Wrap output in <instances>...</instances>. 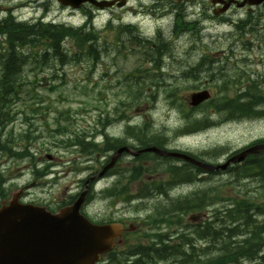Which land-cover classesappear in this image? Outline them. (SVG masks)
<instances>
[{"label":"rangeland","instance_id":"1","mask_svg":"<svg viewBox=\"0 0 264 264\" xmlns=\"http://www.w3.org/2000/svg\"><path fill=\"white\" fill-rule=\"evenodd\" d=\"M49 17H52L50 15ZM65 20H70L72 23H80L78 20V16L74 15L72 17L67 16V11H63L61 13V18ZM264 33V27L256 28V31L251 29L249 32L241 31L240 34L234 30L232 26H214L210 27L207 30L203 31V37L199 41H197V48L191 50L192 58H189L191 61L197 60L200 52H210L215 53L219 51H228L229 47L232 46L233 51H247L249 47L252 48L250 51L251 56L254 61L258 59H262L259 61L257 65H253V68H256L257 71L262 73V77L264 79V43L263 41L257 39L255 35ZM187 37H180L178 41H174L172 43V48L169 52L178 53V57L176 59H172L173 68L171 72H179L180 70H184L185 64L181 65V62L184 59L189 47ZM247 39H253L252 45L248 46L245 44ZM131 40L127 39L126 43H130ZM67 44L71 42L66 40ZM244 48V49H243ZM110 55V53L108 54ZM169 53L164 55V58L167 59ZM103 60H98V63L93 68L90 67L91 61L82 63L84 67H80L79 64H72V66H66L64 68L66 75L65 78L59 80L50 81V69H46L43 71L39 78H45L44 81L41 82L39 86L35 88V91L38 92L41 96H43L44 100L39 102L41 105H47V108L41 109V113H38L37 120L34 125L39 126L43 123V121L48 120L50 125L51 133H54L56 130V124L54 121L61 120V114L57 111L65 108L72 109V116L78 120L79 125L81 127L87 128V126L92 125V120L95 119L97 113L105 114V111L108 110L111 112L114 106H118L119 109L122 106L119 103V100L124 99V94L121 93L119 87H107L110 85L105 77H103V68L100 64ZM105 61H115L117 66H122L124 70H128L129 65L134 64L133 58H128L126 61V65H124V61L114 60L109 58ZM32 65V64H31ZM31 65L27 66L28 71L24 74L25 79H32L36 81L38 73L34 71H29ZM231 65L229 64L228 67ZM112 71V68L110 69ZM60 72V71H59ZM112 77V76H111ZM181 85L185 88L182 89L181 94L185 95L189 90L190 81L183 80L180 81ZM59 84V87L54 86L55 84ZM31 85H23V89L25 92H28V87ZM124 90V89H123ZM229 93H233V89H230ZM162 100H161V99ZM157 99H160L155 106L150 110L146 111L145 105H137L135 106L140 114H132V110H129L128 113L131 114L132 122L141 124L144 115L148 116V120L151 124L152 129H170V127L175 124L178 120L176 117V113H167L168 107L166 104L167 101L163 96H158ZM36 106V105H32ZM27 107H15V110L25 111L27 113ZM80 108H83L80 110ZM97 108V109H95ZM66 110V109H65ZM105 110V111H104ZM46 112V113H45ZM17 121L12 126L16 131H23V128L26 127L23 122V113L17 114ZM103 118V116H101ZM120 129L122 130L121 126ZM45 134H48V130H44ZM147 135L150 132L144 131ZM143 133V134H144ZM160 134H163L159 132ZM141 134V135H143ZM258 136H264V118L255 119V120H244L241 122H236L235 124H225L219 126L217 128L212 129L208 135H198L196 137V141L198 144H201L203 147H219V144H224L223 147L233 150L240 146L243 143L248 142L250 139ZM25 165L22 163L21 159L17 158H5L4 156L0 157V171L3 173V176L7 179L8 177H15V172L20 173L21 169H24ZM23 174V173H20ZM223 181V182H222ZM213 183L218 184L219 182L225 183L226 185L217 190V193L220 195L221 203H225L229 198H232L236 194H244L246 195L252 202L253 207L259 205L260 210L264 212V188H257L256 185L252 183L249 185L248 180L235 181L230 173H222L219 176H215ZM101 182L99 185H101ZM221 183V184H222ZM210 182L206 181L201 186H207ZM200 186V187H201ZM264 187V186H263ZM206 188H209L207 186ZM199 201H210V193L201 192L197 195ZM208 210L212 214L216 213L220 210V204L217 203L210 205ZM257 214H255L256 216ZM264 219V214L259 216Z\"/></svg>","mask_w":264,"mask_h":264},{"label":"flooded vegetation","instance_id":"2","mask_svg":"<svg viewBox=\"0 0 264 264\" xmlns=\"http://www.w3.org/2000/svg\"><path fill=\"white\" fill-rule=\"evenodd\" d=\"M28 1L31 2V0H0V27H13L18 33L22 26L38 21L39 9L44 11L55 8L58 11L62 9L74 11L71 6L62 5L57 0H32L29 8ZM77 9L81 11L82 18L91 27L89 37L92 39L97 36L98 25L104 28L106 36L111 34L115 26L127 25V29L120 30L121 40L129 39L132 42L139 39L132 26L137 23H151L154 30L148 34V37L156 41L153 44L168 41L173 34L178 35L184 30L182 26L187 25H190L192 29L191 32L189 29L186 34L193 38L196 37L194 28L200 31L204 23L209 26L216 24L264 26V0H89ZM261 39L264 40V36ZM123 47L124 51L119 57L123 58L126 55L131 57L133 55L131 49L134 47L126 44ZM250 53V51L202 52L198 64L184 73L194 78L195 90L227 87L226 84L221 83L220 74L224 73L223 76L227 75L231 79L236 78L237 74L244 73V79L236 78L232 81L234 86L264 92L262 73L253 68V65H257L262 59L254 61ZM217 54L229 58L218 59ZM226 64L231 66L227 67ZM205 69L208 70V74L214 75L202 77L201 71L205 72ZM163 141L167 140L161 138V142ZM197 156L203 158L201 155ZM166 183L167 180H160L155 193L145 196V199L157 202V206L160 207L164 205V202L170 205L171 200L164 193Z\"/></svg>","mask_w":264,"mask_h":264},{"label":"water","instance_id":"3","mask_svg":"<svg viewBox=\"0 0 264 264\" xmlns=\"http://www.w3.org/2000/svg\"><path fill=\"white\" fill-rule=\"evenodd\" d=\"M193 99L198 102L202 98L193 95ZM255 148L250 147L235 154L230 158V161L243 159L246 153L254 151ZM29 209L28 207H19L13 201L8 207L0 210V264L81 263L83 261L82 253L87 251L85 245H79L78 241L72 242V240L69 244H62L60 241L48 243L55 230H24L25 219L28 220L26 214ZM95 255L96 253L90 249L86 261L94 259ZM72 257L75 259L72 260Z\"/></svg>","mask_w":264,"mask_h":264},{"label":"trees","instance_id":"4","mask_svg":"<svg viewBox=\"0 0 264 264\" xmlns=\"http://www.w3.org/2000/svg\"><path fill=\"white\" fill-rule=\"evenodd\" d=\"M36 31L38 34L40 33L38 29ZM45 31L53 35L48 29ZM33 33L27 35L32 36ZM62 35L61 31L60 37ZM77 38L80 42H83V38L80 35ZM82 47L80 45V49ZM237 109L243 111L247 110V107H238ZM238 204L239 206L234 209L235 213H232L231 220L233 222L241 221L244 225L240 223L233 226V228H228L226 233L219 235L220 247L215 252L206 251L203 261L197 257L196 252L185 253L181 250H174V255L183 256L182 260L180 258L177 259V264H186V257L190 260V264H246L243 262L244 260L254 261L253 264H264V252L261 253L264 250V230H260V225L253 223L250 219V215L247 212L248 204L244 203V201H240ZM242 226H245L248 230H238ZM205 231L207 232L208 230ZM252 258H255V260H251Z\"/></svg>","mask_w":264,"mask_h":264},{"label":"bare ground","instance_id":"5","mask_svg":"<svg viewBox=\"0 0 264 264\" xmlns=\"http://www.w3.org/2000/svg\"><path fill=\"white\" fill-rule=\"evenodd\" d=\"M2 13V12H1Z\"/></svg>","mask_w":264,"mask_h":264}]
</instances>
